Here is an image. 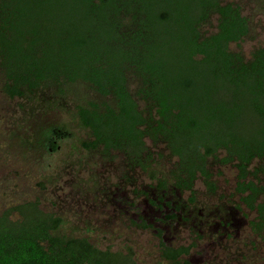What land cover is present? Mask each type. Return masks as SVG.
<instances>
[{
    "label": "trees",
    "instance_id": "1",
    "mask_svg": "<svg viewBox=\"0 0 264 264\" xmlns=\"http://www.w3.org/2000/svg\"><path fill=\"white\" fill-rule=\"evenodd\" d=\"M250 33L236 0H0V91H41L44 101L74 91L72 118L94 137L83 146L107 160L123 153L159 186L192 190L202 177L215 192L212 161L232 164L235 190L263 227L264 41L247 55ZM48 132L47 145L72 133ZM161 145L176 158L170 178L152 167ZM61 222L37 201L1 211L0 264L130 263L57 232Z\"/></svg>",
    "mask_w": 264,
    "mask_h": 264
},
{
    "label": "rangeland",
    "instance_id": "2",
    "mask_svg": "<svg viewBox=\"0 0 264 264\" xmlns=\"http://www.w3.org/2000/svg\"><path fill=\"white\" fill-rule=\"evenodd\" d=\"M236 1L251 19V33L241 42V48L248 55L254 46L264 41V9H261L258 0ZM232 47L238 48V45L233 43ZM82 91L88 97L96 98L93 92ZM47 94L49 98L44 101L41 91L31 99L3 95L0 91V212L13 205L37 201L41 209L61 217L59 233L86 236L100 249L130 256L129 264H166L161 260L159 239L154 229L136 226L131 217L124 219L119 205L115 204L118 197L114 191L118 184L125 186L127 198L132 199L135 195L134 186L118 176L119 170L127 172L129 178L132 177L131 182L136 181V187L151 188L157 181L151 179L140 166L128 165L124 154L117 150L112 153L114 158L107 160L99 151L84 149L80 141L85 139V131L72 118L76 110L74 102L78 99L74 91H67L64 99L52 91ZM50 98L60 102L51 103ZM54 125H64L72 134L58 140L60 148L50 150L47 143L44 144V138L49 127ZM164 148V145L154 148L162 150L163 154L155 155L152 167L156 168L158 176L163 174L170 178L176 158L170 157ZM211 168L214 173L212 178L218 187L215 193L208 191L200 177L195 181V192L186 190L178 196L180 200L187 201L195 195V202L190 204L189 209L194 208L197 215H201L203 208L215 206L222 197L233 203L239 200L238 196H232L237 181L236 167L221 165L213 160ZM125 194L120 193L121 197ZM123 206L128 208L126 204ZM248 212L252 219L255 212ZM18 216L15 213L14 217ZM182 230L171 233L176 236L177 242L188 240L189 229ZM245 231H242V237L246 235ZM262 236L264 234L254 237L258 250L246 245H239L241 249L238 251L226 250L237 256L232 264H264ZM247 253L250 254L249 260L244 257ZM239 254L244 255V259ZM226 262L224 258L207 264Z\"/></svg>",
    "mask_w": 264,
    "mask_h": 264
},
{
    "label": "flooded vegetation",
    "instance_id": "3",
    "mask_svg": "<svg viewBox=\"0 0 264 264\" xmlns=\"http://www.w3.org/2000/svg\"><path fill=\"white\" fill-rule=\"evenodd\" d=\"M79 128L85 131V139L79 140L82 146L84 141L94 139L88 127L79 125ZM48 137L49 132L44 138V144L48 143ZM58 140L54 138V145H48L50 150L60 148ZM83 148L87 149L84 146ZM126 165H124V168ZM128 175L127 172L119 170L118 176L120 179H125L126 183L129 181L130 186H134L135 195L132 199L127 198L125 186L118 184L116 186L117 189L114 191L115 196L117 195L118 197L115 204L119 205L118 207L124 219L131 217V222L136 226L152 227L154 229L153 231L159 239V254L162 262L173 264L174 257L169 256L182 250L177 256V260H180L182 264L186 261L189 264H207L208 262L223 260L224 258L227 261L225 264H232L234 259L237 260V256H233L234 254L232 253L229 254L226 250L235 249L238 251L241 249L239 245L252 246L253 250H258V244L254 237L264 234V226L261 227L259 223L261 218L258 211L247 206L240 199V195L236 190L232 196H238V202L226 201L222 197L215 206L207 207L209 209L203 208L200 211L201 215H197L194 213V208L189 209L190 204L195 202V195L188 198L187 201L180 200L178 196L187 189H182L174 180L167 183L166 186H159L158 182H156V184L151 185V188H143L140 186L136 187V181L131 182L132 177L129 178ZM202 179L205 183L204 178ZM190 191H195L194 186ZM208 191L211 192L209 189ZM122 192L125 195L121 197L120 193ZM142 195L145 197L142 198ZM125 204L128 205V208L123 206ZM248 211L255 212V216L252 219ZM182 228L189 229L188 240L186 242H177L178 239L171 233L178 230L182 232ZM244 229H246V235L242 237L241 233ZM262 238V241H264L263 236ZM239 255L243 259L245 257L249 260L250 254L247 253L246 256Z\"/></svg>",
    "mask_w": 264,
    "mask_h": 264
}]
</instances>
